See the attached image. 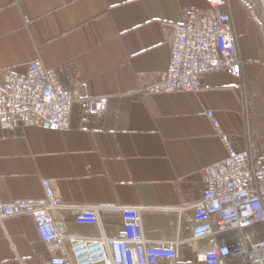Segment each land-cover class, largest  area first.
Instances as JSON below:
<instances>
[{
	"label": "crops",
	"instance_id": "1",
	"mask_svg": "<svg viewBox=\"0 0 264 264\" xmlns=\"http://www.w3.org/2000/svg\"><path fill=\"white\" fill-rule=\"evenodd\" d=\"M202 0H0V72L24 74L38 60L50 68L73 61L90 97H107L101 118H83L76 102L66 130L0 128V203L44 198L56 185L51 217L65 237L111 238L121 211H139L147 243H172L182 264L200 248L191 239L201 172L226 157L215 128L244 148L253 126L264 158V47L257 27L229 0L240 78L204 75L196 93L141 94L136 76L163 72L170 47L161 24L178 25ZM246 104L251 106L248 116ZM85 209L99 225L76 224ZM47 249L27 216L0 220V264H44Z\"/></svg>",
	"mask_w": 264,
	"mask_h": 264
},
{
	"label": "built area",
	"instance_id": "2",
	"mask_svg": "<svg viewBox=\"0 0 264 264\" xmlns=\"http://www.w3.org/2000/svg\"><path fill=\"white\" fill-rule=\"evenodd\" d=\"M206 10L184 12L178 25L161 24L170 47L163 72L139 74L141 94L196 93L202 77L225 72L240 78L244 61L239 55L228 0H202ZM249 4V3H248ZM245 6L248 20L255 23L264 47V5ZM255 10L258 13H255ZM76 102L83 118H101L108 108L107 97H90L74 62L46 68L40 61L28 64L24 74L11 69L0 72V128L15 131L28 127L62 131L69 127ZM247 114H252L246 104ZM205 115L215 128L226 157L201 172L202 198L194 205L191 239L200 248L187 264H264V158L253 126L244 148L238 149L218 127L212 111ZM44 198L34 202L0 203V220L27 216L47 249L44 264H182L172 243L149 244L143 236L137 208L121 211V230L111 238L65 237L50 211L59 206L56 185L41 180ZM79 226L99 225L97 211L82 210Z\"/></svg>",
	"mask_w": 264,
	"mask_h": 264
},
{
	"label": "rangeland",
	"instance_id": "3",
	"mask_svg": "<svg viewBox=\"0 0 264 264\" xmlns=\"http://www.w3.org/2000/svg\"><path fill=\"white\" fill-rule=\"evenodd\" d=\"M250 3L253 5L254 8H256V6H257L256 3H258V0H230V4L233 7L238 5V7L241 8L243 14H245V17H246V13H247V10L245 9V6H247V5L250 6ZM258 5H259V3H258ZM255 13H258V11L255 10ZM252 24L255 25V23H252Z\"/></svg>",
	"mask_w": 264,
	"mask_h": 264
},
{
	"label": "bare ground",
	"instance_id": "4",
	"mask_svg": "<svg viewBox=\"0 0 264 264\" xmlns=\"http://www.w3.org/2000/svg\"><path fill=\"white\" fill-rule=\"evenodd\" d=\"M261 2H262V5H264V0H258L260 7H262Z\"/></svg>",
	"mask_w": 264,
	"mask_h": 264
}]
</instances>
